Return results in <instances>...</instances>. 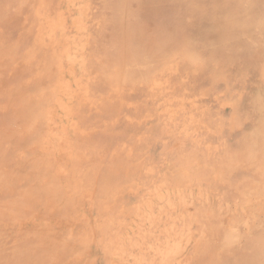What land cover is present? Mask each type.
I'll return each instance as SVG.
<instances>
[{
	"label": "rangeland",
	"instance_id": "obj_1",
	"mask_svg": "<svg viewBox=\"0 0 264 264\" xmlns=\"http://www.w3.org/2000/svg\"><path fill=\"white\" fill-rule=\"evenodd\" d=\"M119 1L0 2V264H264V0L254 68Z\"/></svg>",
	"mask_w": 264,
	"mask_h": 264
},
{
	"label": "bare ground",
	"instance_id": "obj_2",
	"mask_svg": "<svg viewBox=\"0 0 264 264\" xmlns=\"http://www.w3.org/2000/svg\"><path fill=\"white\" fill-rule=\"evenodd\" d=\"M3 1V0H1ZM0 1V2H1ZM11 1V0H10ZM119 1V0H118ZM128 3H125L123 0H120L119 4L120 7H128L131 6V8H133L134 10H136L137 12L143 13L142 16L147 17V15L151 18V23H157L158 21H161V27L162 28H169V29H174L176 32H182L185 33L187 35L186 37V45L187 48H189L190 46V41L193 40L194 42L192 43V48H194V50L200 51L202 52V55L204 56L205 60H209L211 63H213L212 60H210V58L214 57L215 55H217L216 57H221L222 59L224 58L226 52H235L238 55H242L243 54V58L240 59L241 62L240 64L244 65L246 68L248 67H252L254 68V52L257 53L258 49L262 48V45L259 41L254 40V44H250L249 42H245V43H241V42H237L235 44H230L228 43L226 45L225 41L226 39L229 38V31L230 29L236 27V24L234 22H232L230 20V17L232 16H236L238 18H241V27L240 24H237L238 30H240V28L243 27H249L250 25V20H251V7L250 4H247V0H235L231 2V8L227 9L224 8L221 10L220 15H221V24L217 25L211 18V16H209V11H205L204 9H202V12H200V14L196 13L195 9H194V1H189L188 3H181L179 2V0H127ZM198 1V0H197ZM201 3H203L206 0H199ZM4 5V4H3ZM7 5V4H6ZM252 5V4H251ZM118 6V5H116ZM235 7H237V14H234V9ZM39 8V7H38ZM123 8V9H124ZM39 10V9H38ZM118 11V10H117ZM7 12L6 7H2L0 6V17H2L5 13ZM44 13V12H43ZM125 13V12H124ZM121 14V13H119ZM45 15V14H44ZM126 14V18H127ZM264 15V14H263ZM46 16V15H45ZM44 17V16H43ZM48 18V17H47ZM125 18V20H126ZM261 18V16H260ZM46 19V18H45ZM115 19V18H114ZM113 19V20H114ZM117 21L119 20L118 18H116ZM41 20V19H40ZM44 20V19H43ZM58 20V19H57ZM150 20H148L147 22H150ZM262 21V19H260ZM116 21V22H117ZM124 21V20H123ZM41 22V21H40ZM120 22V21H119ZM132 24L133 21H130ZM145 22V27L142 30V27L140 28L143 33H146L149 35V39H153L155 36L159 37V35H161L163 33L162 28H160L159 26L154 27V26H149V24ZM240 22V19H239ZM112 23V22H111ZM128 23V22H127ZM126 23V24H127ZM2 24V23H1ZM120 24V23H117ZM137 25V24H136ZM141 25V24H140ZM139 25V26H140ZM34 26V25H33ZM46 26V24H45ZM128 26V25H127ZM71 27V26H70ZM115 27V24H114ZM114 27H111L113 29H115ZM119 27V26H118ZM129 27V26H128ZM236 27V28H237ZM81 30V29H80ZM93 30V29H92ZM112 30V29H111ZM128 30V28H127ZM126 30V31H127ZM118 31V30H117ZM120 31V30H119ZM40 32V31H39ZM112 31H110V33H112ZM127 34H129L128 32H126ZM242 33V32H241ZM240 33V34H241ZM113 34V33H112ZM111 34V35H112ZM126 34V35H127ZM77 35V34H76ZM118 35V34H116ZM243 35V34H241ZM240 35V36H241ZM109 36V35H108ZM120 36V34H119ZM132 36V35H131ZM134 36V35H133ZM56 37V36H55ZM148 37V36H147ZM245 37V36H244ZM254 39V36H252ZM116 40V36L114 37ZM133 38V37H132ZM135 38V37H134ZM143 38V37H142ZM104 39V38H103ZM111 39V38H110ZM126 39H130L129 35L128 38ZM148 39V38H147ZM146 39V40H147ZM248 39V38H247ZM246 39V40H247ZM28 40V39H27ZM131 40V39H130ZM145 40V37L144 39ZM148 41V40H147ZM145 41V42H147ZM32 42V41H31ZM109 42V41H108ZM114 42V41H113ZM135 42V41H134ZM96 43V42H95ZM129 43V41L127 42ZM138 43V42H137ZM114 44H117V42ZM119 44V43H118ZM130 44V43H129ZM128 44V45H129ZM134 44V43H133ZM149 44V43H147ZM159 44V43H158ZM161 44V43H160ZM138 45V44H137ZM136 45V46H137ZM140 45V43H139ZM143 45V44H142ZM255 45V47H254ZM149 46V45H148ZM130 48V47H129ZM142 48V47H141ZM136 49V48H135ZM140 48H138L139 50ZM153 49V48H152ZM159 49V46H158ZM183 49V48H182ZM211 49V50H209ZM133 50V49H131ZM154 50V49H153ZM160 50V49H159ZM159 50L157 52H159ZM177 50V49H176ZM180 50V48H179ZM184 50V49H183ZM202 50V51H201ZM213 50H218L217 52H213ZM130 51V50H129ZM136 51V50H134ZM161 51V50H160ZM165 51V50H163ZM162 51V52H163ZM173 51V50H172ZM252 51L253 52V58H249L247 59L245 56L248 55L247 52ZM156 52V51H155ZM161 52V53H162ZM207 52V54H206ZM213 52V53H212ZM129 53V52H128ZM160 53V52H159ZM180 53V52H179ZM182 53V52H181ZM180 53V54H181ZM184 53V52H183ZM233 53V54H235ZM170 54V53H169ZM174 54V53H173ZM206 54V55H205ZM130 55V54H129ZM162 55V54H161ZM168 55V54H167ZM126 56V54H125ZM164 56V54H163ZM181 56V55H180ZM236 56V55H234ZM233 56V58H234ZM117 58V56H115ZM190 59V56H188ZM193 58V57H192ZM104 59V58H103ZM102 59V62H103ZM128 59V58H127ZM195 59V58H194ZM105 60H108L107 58ZM228 60H232V59H228ZM99 61V60H98ZM115 61V60H114ZM123 61V60H122ZM189 61V60H188ZM196 61V60H195ZM233 61V60H232ZM126 62V60H125ZM128 62V61H127ZM200 62V61H199ZM110 63H112V61H110ZM114 63V62H113ZM231 63V62H230ZM108 63H106L107 65ZM215 64V63H214ZM112 65V64H110ZM70 66V64H69ZM124 66V65H122ZM112 67V66H110ZM114 67V66H113ZM261 67V66H260ZM219 69H221L220 67H218ZM122 70V68H121ZM115 71V70H114ZM113 71V72H114ZM258 71V70H257ZM262 71H259V73H261ZM121 74V73H120ZM103 75V74H102ZM107 75V74H106ZM117 76V74H115ZM122 75V74H121ZM113 76V75H112ZM82 78V77H81ZM125 78V76H124ZM80 79V78H79ZM117 79V78H116ZM120 79V78H119ZM132 79V78H131ZM122 81V80H121ZM127 81V78H126ZM125 81V82H126ZM129 81V80H128ZM93 82V81H92ZM119 82V81H118ZM117 82V83H118ZM123 83V82H122ZM78 105V104H77ZM78 107V106H77ZM81 110V109H80ZM49 122V121H48ZM251 144H253L252 142L249 143V146L251 147ZM19 146V145H18ZM249 147V148H250ZM251 149V148H250ZM253 150V148H252ZM262 259H264V255L261 256Z\"/></svg>",
	"mask_w": 264,
	"mask_h": 264
}]
</instances>
